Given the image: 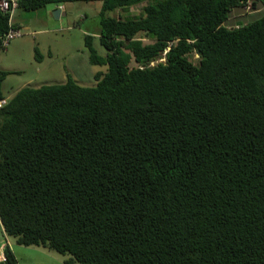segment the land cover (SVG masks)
<instances>
[{
  "label": "trees",
  "instance_id": "obj_1",
  "mask_svg": "<svg viewBox=\"0 0 264 264\" xmlns=\"http://www.w3.org/2000/svg\"><path fill=\"white\" fill-rule=\"evenodd\" d=\"M15 1L100 2L106 56L84 41L106 71L0 108L5 236L64 264H264V0ZM247 4L261 14L240 24ZM9 12L0 38L20 30Z\"/></svg>",
  "mask_w": 264,
  "mask_h": 264
},
{
  "label": "rangeland",
  "instance_id": "obj_2",
  "mask_svg": "<svg viewBox=\"0 0 264 264\" xmlns=\"http://www.w3.org/2000/svg\"><path fill=\"white\" fill-rule=\"evenodd\" d=\"M249 5L244 8L248 12L251 11ZM53 10V6H46L34 12L16 9L12 14L20 24L21 37L11 41L5 50L0 49V71L13 72L2 82V92L6 100L25 86L63 84L67 77L80 86L93 87L96 84L94 74L106 71V66L89 63L84 41V35H91L92 45L97 54L101 57L106 56V51L99 44L98 39L100 2L67 4L65 15L58 18L54 17ZM140 10L141 5L130 8L129 13L136 14ZM122 14L123 12L118 10L107 12L105 16L117 18ZM236 14L241 15V13ZM260 14V12L244 13L237 18V21L246 24L256 20ZM235 21L230 20L226 25L235 27L238 25ZM142 41L149 43L145 38ZM196 58L197 56L192 57L191 61L196 63ZM159 61L154 62L153 65ZM5 245L11 249L20 263L32 259L40 263L64 264V261L70 258L68 255H60L45 247L17 245L14 240L5 236L0 224V254ZM35 251L39 252L35 253Z\"/></svg>",
  "mask_w": 264,
  "mask_h": 264
},
{
  "label": "built area",
  "instance_id": "obj_3",
  "mask_svg": "<svg viewBox=\"0 0 264 264\" xmlns=\"http://www.w3.org/2000/svg\"><path fill=\"white\" fill-rule=\"evenodd\" d=\"M16 7L17 5H16L15 0H0V11L3 13H7L10 11L9 13L11 14V18H12V14L14 13V10L16 9ZM19 37H21L20 30L10 29L7 33L4 34L3 37L0 38V47L2 49H6L5 47H7L11 41ZM6 102H7L6 99H1L0 108L5 106ZM4 261H5L4 255L0 254V262H4Z\"/></svg>",
  "mask_w": 264,
  "mask_h": 264
},
{
  "label": "crops",
  "instance_id": "obj_4",
  "mask_svg": "<svg viewBox=\"0 0 264 264\" xmlns=\"http://www.w3.org/2000/svg\"><path fill=\"white\" fill-rule=\"evenodd\" d=\"M57 7L56 6H53V9H56ZM58 8H60L61 9V14H60V16L61 15H65V6H59ZM14 13H15V11H14ZM13 21H15V22H18L17 21V19L16 18H14L13 17ZM1 90H2V84H1ZM4 95V94H3ZM5 96V95H4ZM36 252H39V251H35V253ZM1 254H3V252L1 253ZM17 260V259H16ZM17 264H49V263H40V262H34V261H32V259L31 260H29V261H27V262H23V263H20V262H18V260H17Z\"/></svg>",
  "mask_w": 264,
  "mask_h": 264
},
{
  "label": "water",
  "instance_id": "obj_5",
  "mask_svg": "<svg viewBox=\"0 0 264 264\" xmlns=\"http://www.w3.org/2000/svg\"><path fill=\"white\" fill-rule=\"evenodd\" d=\"M61 14V9L60 8H56L53 10V15L55 18H58Z\"/></svg>",
  "mask_w": 264,
  "mask_h": 264
},
{
  "label": "clouds",
  "instance_id": "obj_6",
  "mask_svg": "<svg viewBox=\"0 0 264 264\" xmlns=\"http://www.w3.org/2000/svg\"><path fill=\"white\" fill-rule=\"evenodd\" d=\"M4 99H6V98H4Z\"/></svg>",
  "mask_w": 264,
  "mask_h": 264
}]
</instances>
